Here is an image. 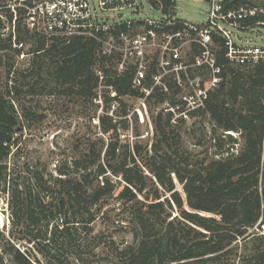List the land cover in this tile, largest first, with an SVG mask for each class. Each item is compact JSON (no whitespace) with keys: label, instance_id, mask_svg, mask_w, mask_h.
I'll list each match as a JSON object with an SVG mask.
<instances>
[{"label":"trees","instance_id":"1","mask_svg":"<svg viewBox=\"0 0 264 264\" xmlns=\"http://www.w3.org/2000/svg\"><path fill=\"white\" fill-rule=\"evenodd\" d=\"M243 4L264 6V1L233 0L231 6ZM16 11L21 9L0 0V13L11 27L8 38L0 37V51L10 49L6 42L13 38L22 40V45L32 42L30 63L22 70V82L30 80L28 94H43L36 88L45 81L52 89L49 95L59 89L62 95L93 103L98 86L94 68L102 63L95 45L80 37L66 42L32 34L23 21H14ZM217 70L221 80L210 91L205 107L194 112L208 115L214 123L215 152L196 164L184 157L177 140L169 136L171 113L166 119L160 112L153 118L159 139L150 154L146 152L142 158L143 148L137 143L125 155L121 153L112 116L115 112L126 116L121 98L138 93L131 74L126 73L105 82L116 93L103 95L99 123L106 143L90 141L84 149L76 144L74 156L61 160L54 171L46 170L39 161L11 167L18 116L25 118L26 114L22 110L18 115L11 98L1 96L0 192L8 194L12 226L22 231V238H16L13 228L9 231L0 264L4 255L11 256L12 264H42L38 254L47 264L82 262L79 227L93 223L105 197L114 191L117 200L132 203L127 210L136 225L135 243L119 254L128 264L215 263L237 250L230 248L237 240L253 243V251L241 264H264V238L257 237L254 229L264 222V62L251 69H230L220 53ZM10 94L7 92L8 97ZM114 102L119 106L113 111ZM122 129H129L127 120ZM143 168L154 177L151 188ZM16 239L27 244L25 252L13 245Z\"/></svg>","mask_w":264,"mask_h":264},{"label":"rangeland","instance_id":"2","mask_svg":"<svg viewBox=\"0 0 264 264\" xmlns=\"http://www.w3.org/2000/svg\"><path fill=\"white\" fill-rule=\"evenodd\" d=\"M7 4H16V7H19L15 0H12V3L8 1ZM207 10L208 6L202 1H183L179 4L177 16L199 24L207 19ZM147 12L149 11L147 10ZM151 15L159 17L160 13L151 11ZM24 17L23 11H16L14 21L21 20L22 22ZM10 29V24L4 14L0 13V37L8 38ZM259 29V33L255 31L253 35L257 36L255 39L257 43H264V29ZM31 33L33 34V32ZM6 43L11 48L0 51V97L11 98L10 103L18 115L22 114V110L26 114L25 118L18 116L19 125L15 129L14 137L17 144L13 149L14 152L16 150V156L11 159V167L13 164H16V167L21 166L25 161L33 163L39 161L45 165L46 170L54 171L55 166L61 160L74 156L73 148L76 144H81L80 148L84 149L90 141L100 140L106 143V137L100 129L99 116L104 107L103 95L111 96L109 91L105 88L96 90L97 99L90 103L74 96L62 95L59 93L61 92L59 89L56 94L49 95L51 87L46 86L47 82L40 81L36 91H43V94L29 95L30 85L28 82L30 80L26 78L22 82V70L26 69L30 63L31 57L28 52L32 42L22 45L24 43L22 40L16 41V38H13ZM16 50H19L20 54H17ZM9 66L12 67L11 71L14 74L8 73ZM40 77L43 78V75L40 74ZM137 91L136 96L121 98L127 107V115L122 116L115 112L112 116L118 127L122 146L121 153L125 155L128 149L131 150L137 143L143 148L142 158L146 157V152L150 154L152 145L159 139L154 130L153 118H155L157 110L166 108V106H162L164 102H167L174 109V113L169 116V129L167 130L172 131L169 136L177 140L179 149L184 152V157H189V162L196 164L213 155L215 152L212 147L214 123L208 115H196V113L189 115L187 113V118H184L180 113L184 108L174 86H171L167 93L157 89L153 90L150 95L142 93L143 91L140 90ZM7 92H11L9 97ZM118 106V102H114L112 110H117ZM112 110L109 112L110 116ZM160 114L164 119L169 118L164 111H160ZM124 120H127L129 124L127 130L122 129ZM220 133L218 132V134ZM139 166L142 168L143 165L140 163ZM143 170L148 178L147 186L151 188L155 182L154 177L148 170L144 168ZM116 196L117 193L114 191L105 197L100 212L93 223L88 227L80 225L77 244L80 245L78 250L81 252L82 262L74 261L73 264H128V261L119 254L127 246L134 245L136 225L133 223L131 212L127 210L132 206V203L117 200ZM142 197V195L139 196L140 199ZM10 216L8 194L0 192V251L3 250L2 247L8 240L9 231L13 228ZM13 231L16 238L22 236V231L19 229L13 228ZM257 237L263 238L262 235H257ZM257 241L259 242V240ZM12 242L20 252L26 251L27 244L18 239ZM252 245L251 241L243 243V241L237 240L230 247H237V250L223 256L218 262L209 264H241L242 258L250 255L253 251ZM66 249L68 250V248ZM37 257L42 264H47L44 257L39 254ZM3 258V264H12L11 256L4 255Z\"/></svg>","mask_w":264,"mask_h":264},{"label":"built area","instance_id":"3","mask_svg":"<svg viewBox=\"0 0 264 264\" xmlns=\"http://www.w3.org/2000/svg\"><path fill=\"white\" fill-rule=\"evenodd\" d=\"M15 1L30 32L66 42L80 37L95 45L102 58L94 68L96 90L105 88L116 95L105 82L126 73L131 74L132 85L147 95L155 89L167 93L174 86L184 118L205 107L210 91L221 80L220 53L230 69H250L264 62V43H257L253 35L264 29L262 5L235 8L233 0H196L208 6L207 19L197 24L177 16L179 4L193 0ZM151 11L160 16H152ZM164 106L157 113H174L167 102ZM258 225L254 229L264 238V222Z\"/></svg>","mask_w":264,"mask_h":264},{"label":"water","instance_id":"4","mask_svg":"<svg viewBox=\"0 0 264 264\" xmlns=\"http://www.w3.org/2000/svg\"><path fill=\"white\" fill-rule=\"evenodd\" d=\"M208 1V0H207Z\"/></svg>","mask_w":264,"mask_h":264}]
</instances>
